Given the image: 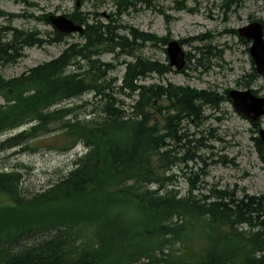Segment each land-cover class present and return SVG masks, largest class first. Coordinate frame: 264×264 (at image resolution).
Masks as SVG:
<instances>
[{
  "label": "trees",
  "instance_id": "obj_1",
  "mask_svg": "<svg viewBox=\"0 0 264 264\" xmlns=\"http://www.w3.org/2000/svg\"><path fill=\"white\" fill-rule=\"evenodd\" d=\"M131 1L119 0L117 6L128 8ZM94 21L97 31L92 29L87 34L84 30L82 35L93 43L105 38L103 29L113 31L129 45L142 47L149 40H166L133 28L128 29V38L117 31L115 18L106 24ZM34 37H38L36 31L0 28L2 54L17 50L16 58L11 60L15 62ZM50 41L61 42L64 38L57 33ZM79 44H68L56 58L18 76L5 78L0 73V131L11 132L30 125L28 132L12 135L0 143L1 147L19 143L26 134L31 139L59 130L61 148L77 143L86 148L75 162L84 181L73 182V171L65 180L46 188L45 195L36 193L30 200L19 196L13 186L17 176L0 170V202H5L0 203V264H56L64 257L77 264H132L142 257L149 260L148 264H158L163 260L156 251L164 255L168 264H264V196L238 197L235 191L215 187L204 194L201 184L205 168L197 172L187 164L196 157L192 152L196 146H188L184 154L178 155V143L185 136L180 133L182 121L189 118L200 123L203 106H217L220 98L212 91L170 82L141 83L152 73L163 77L171 71L167 63L142 55L118 63L126 65L118 85L117 77L110 74L116 69L113 61L103 63L94 56L93 62L106 69V80L102 77L100 93L84 102L86 108L94 110L102 107L105 97L110 98L105 114L81 116L79 107L64 105L53 109L65 95H71L75 75L63 69L68 55L75 53ZM253 76L257 77L255 72ZM69 81L72 85L62 92H50L54 84ZM96 82V74L90 71L82 74L79 85L94 89ZM124 89L128 90L131 103L119 98L117 93ZM178 95L189 97L191 109L180 107L175 99ZM44 119L46 124L40 123ZM52 122L58 128L51 126ZM31 143L25 149L31 148ZM256 149L264 163V150L258 139ZM134 159L137 162L130 164ZM175 167L185 175L187 187L183 193L177 189ZM201 197L208 201L202 202ZM43 224L59 229L51 243L61 249L60 256L51 253L30 258L29 254L41 251L40 247L31 250L24 246L11 252L25 230L37 231ZM199 237L205 238L201 250L188 251L187 242ZM176 242H182L184 252L174 249ZM166 246L168 252L164 254Z\"/></svg>",
  "mask_w": 264,
  "mask_h": 264
},
{
  "label": "rangeland",
  "instance_id": "obj_2",
  "mask_svg": "<svg viewBox=\"0 0 264 264\" xmlns=\"http://www.w3.org/2000/svg\"><path fill=\"white\" fill-rule=\"evenodd\" d=\"M36 7H27L22 1L0 0V9L8 14L19 16L0 17V25L25 30H37L45 38H50L53 27L43 20L26 17L22 14H32L34 17L45 14H70L76 0H30ZM149 0V4L133 0V5L122 13H118L116 0H81L80 10L91 15H99L101 21L117 18V22L127 24L142 32H150L159 37L168 36L170 39H189L198 37V41H183V49L190 54V60L181 71L167 73L163 77L156 73L143 79L142 83L171 82L176 85H189L197 89H209L220 97L219 106L204 108L203 122L199 125L184 120L180 132L185 136L179 143V152L183 154L187 147L195 145L192 152L196 156L188 162L194 171L199 172L201 167L207 172L202 181L204 194L210 188L235 191L238 197L243 194L264 195V167L258 157L254 138L257 136L254 125L243 118L233 107L232 102L225 97V90L251 88L259 96H264V77L251 76L252 63L248 52L249 43L240 41L237 28L251 20L264 21V0ZM181 1V2H180ZM191 8L178 10L176 7ZM165 14L169 16L166 23ZM122 34H124L122 32ZM80 40L78 34L67 37V43ZM65 41L51 43L42 47H27L24 56L14 64L0 65V73L6 77H15L40 63L55 58L66 46ZM166 44L157 46L145 45L140 53L151 60L160 63L166 62ZM202 47L200 50L196 48ZM133 56L115 58L112 53L103 52L100 55L102 62L113 60L116 69L111 71L112 76L120 78L125 66H118L120 60L133 61ZM224 96V97H222ZM121 98L130 103L131 99L125 95ZM84 101H92L91 95H86ZM69 105V104H67ZM85 106L78 109L83 116L89 111ZM259 126L264 129V116L259 119ZM23 128V127H22ZM22 128L11 133L0 135V143ZM54 131L37 137L31 143V148L20 149L0 148V170L20 168L21 175L32 193L44 190L58 181L72 167L73 162L84 152L81 145H74L67 149H60L58 142L61 139ZM189 140L186 141V140ZM175 145V144H174ZM206 164V167L204 166ZM185 169V166L182 165ZM207 168V171H206ZM188 171V170H187ZM174 172L179 175L177 189L183 193L187 187L185 175L178 168ZM184 179V180H183ZM5 203V202H0ZM245 229V227H243ZM204 245V238H195L189 243L188 251L198 252ZM180 253L185 251L182 242L173 245ZM166 246L163 253H167ZM159 258L164 255L156 251ZM149 260L142 257L132 264H148ZM158 264H164L160 262Z\"/></svg>",
  "mask_w": 264,
  "mask_h": 264
},
{
  "label": "bare ground",
  "instance_id": "obj_3",
  "mask_svg": "<svg viewBox=\"0 0 264 264\" xmlns=\"http://www.w3.org/2000/svg\"><path fill=\"white\" fill-rule=\"evenodd\" d=\"M133 3V2H132ZM76 22L78 24H80L85 31H87V34H90L92 29L97 31V27L95 28L96 21H91L90 23L88 21H85L84 18H80L77 19ZM103 31L105 32V38L102 40H99L98 42L100 43H93L90 42L88 40V38H84L82 43H80L78 46L75 47V53H71L68 56V62L64 65V69L63 71L65 73H74L75 78H74V85L70 88V93L71 95H65L66 98H64L62 101H60L59 103L53 105V109L58 108L59 106L64 105V107L68 106V107H79V108H83L84 106L86 107V103L84 102L83 98L86 95H95V94H99L100 93V89L102 90L103 85H101V83L103 82V78L106 80V69L104 67L101 68V66H97V64L95 62H93V57L96 56L99 53L102 52H106V53H112L113 56L115 58H119L122 56H136L138 55V53L141 51V49L145 46H136V44H128L129 41L126 42V40H122L120 37H118L113 31H106V29H103ZM48 39H42V38H38V37H34L29 43L31 45H28V47H41V45L46 42ZM123 42V43H121ZM24 49V48H23ZM2 46L0 45V62L2 61V63H10L12 59L16 58L18 51L17 50H8L7 52H4L2 54ZM93 72L94 74H96V79L97 82L94 83V89H86L83 88L79 85L82 74L85 73H90ZM140 71H142V67H140ZM158 76V75H157ZM103 77V78H102ZM72 85V82L69 81L67 84L64 83H56L53 85V89L50 90V92L52 93H59L62 92L63 90H65L66 88L70 87ZM78 86V90L76 89ZM107 90H111V89H107ZM119 98H121V95H125L128 97V90L124 89L123 91H121L120 93H117ZM122 99V98H121ZM175 99L179 102L180 107L182 109H191V104L189 102V97L185 96V95H178L175 96ZM187 102V103H186ZM69 104V105H67ZM109 104H111V100L108 97H105V99L103 100V104L102 107L94 109V110H89L86 112V116H93V115H103L105 114ZM115 105V104H114ZM54 111V110H52ZM68 113H66L67 115ZM62 114H59V117H62ZM66 117V116H65ZM65 117H63L61 119V123L64 122ZM135 115L132 116L133 119H135ZM40 123H45V119L40 122ZM51 126H54L56 128H58V126L52 122ZM29 128L25 125V127H23L19 132H28ZM17 130V129H16ZM44 131V130H43ZM54 131H59V130H51V132ZM49 132V133H51ZM6 133H11V132H6V131H0V135L6 134ZM18 133V132H17ZM16 133V134H17ZM60 134V131L58 132ZM48 134V133H46ZM43 134V135H46ZM28 134H26V136H24V138H22V140L19 143H16L14 145H11V147H2L0 146L1 149H6L10 150V149H20V151H24L25 146H27L26 144H28L29 142L31 143L32 141H34L36 137H33L31 139H29V137L27 136ZM12 136V135H11ZM9 136V137H11ZM42 136V135H41ZM8 137V138H9ZM40 137V136H39ZM7 139V138H6ZM5 139V140H6ZM3 140V141H5ZM135 161L137 162V160H133L130 162V164H135ZM75 161L73 162V167L65 174L62 175L58 178V181L61 180H65L67 175L72 173L73 171V177H71V179L73 180V182L75 183H79L81 181H84V177L81 176V170H77L79 167L75 164ZM139 162V161H138ZM18 169V170H16ZM20 168H15V169H10V170H4L2 172H13L14 175L17 176V181L16 183L13 184L14 187L17 188V193L19 194V196L21 197H25L28 200H30L32 198V196L36 193L45 195L47 192H45L47 189L44 190H38L35 193H32L33 191L29 190L31 188L27 187V183L24 181L21 172L19 170ZM58 181H56L55 183H53L52 185H50L48 188L53 187ZM193 183V181H192ZM197 182H195L196 184ZM194 184V183H193ZM202 202H207L208 199H206V197H201ZM242 207V206H241ZM232 209H237L232 207ZM59 229L56 227H49L48 224H43L41 226H38V230L37 231H32L31 229L25 230L22 233V236H19V238L17 239V243L15 245H13L11 247V252L12 253H16L20 250H22V248L24 246L29 247L31 250H34V248L36 249L37 247L41 248V251L39 250L37 253H30L29 256L30 258H36L38 254H40V257L46 254H54L56 256H60L61 253V249L57 248L54 246H52V243H54V241L57 238ZM33 240V241H32ZM35 242L38 244L36 246H34ZM57 259V257H56ZM163 263L164 264H168L166 262V260L164 258H162ZM52 263V262H51ZM77 264V262L74 259H65L62 258L59 260V262H56V264Z\"/></svg>",
  "mask_w": 264,
  "mask_h": 264
},
{
  "label": "water",
  "instance_id": "obj_4",
  "mask_svg": "<svg viewBox=\"0 0 264 264\" xmlns=\"http://www.w3.org/2000/svg\"><path fill=\"white\" fill-rule=\"evenodd\" d=\"M53 26L63 32H81L82 27L75 24L65 16H50ZM240 35L251 39L252 45L249 49L250 55L255 63L256 72L264 76V38L263 25L259 22H252L238 29ZM169 65L180 70L185 65V54L177 41H171L167 46ZM233 101L234 107L243 115L256 120L264 114V97L255 96L250 90H231L228 93ZM260 138L264 145V130H259Z\"/></svg>",
  "mask_w": 264,
  "mask_h": 264
}]
</instances>
